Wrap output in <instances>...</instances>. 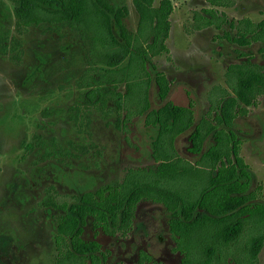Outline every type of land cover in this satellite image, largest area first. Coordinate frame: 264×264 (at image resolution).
<instances>
[{
	"label": "trees",
	"instance_id": "trees-1",
	"mask_svg": "<svg viewBox=\"0 0 264 264\" xmlns=\"http://www.w3.org/2000/svg\"><path fill=\"white\" fill-rule=\"evenodd\" d=\"M9 1L11 11L0 0V18L5 23L13 21L16 35L6 25L0 28L1 56L20 64L23 51L18 36L30 28L59 39L67 36L78 48L74 52L82 56L84 69L75 87L82 93L69 108V121L81 126L84 120L88 127L92 112L107 121L113 112L124 111L121 123L141 116L144 125L154 130L150 142L154 166L128 169L122 181L72 196L69 203H58L55 190H47L41 206L61 212L54 218L56 264H104L106 253L100 245L82 240L84 228L90 223L94 231L125 238L142 202L161 204L169 213L168 231L181 256L180 264H257L264 243V204L253 203L251 176L237 157L239 143L230 129L238 116L247 115V107H255L264 96V64L252 62L249 52L235 49L241 62L227 66V90L221 88L214 116L208 114L195 124L190 106L165 102L157 109L149 107L151 81L161 101L170 92V82L155 63L157 57L168 54L170 0L157 6L154 0H131L138 16L135 33L125 24L127 0ZM205 1L213 9L203 11L207 17L200 18L196 29L214 26L219 30L226 25L235 35L225 32L216 39L223 37L239 48L258 43L264 61V18L258 23L229 20L216 8H233L237 0ZM120 84H124V93L119 91ZM119 122L118 115L117 128ZM187 131L191 151L198 157L194 163L179 156L175 148L177 137ZM210 135L213 141L203 151ZM41 145L37 137L27 148L32 151ZM87 151L88 147L72 142L67 147L53 144L45 148L43 158L62 162ZM250 231L255 234L249 235ZM148 260L141 253L139 264Z\"/></svg>",
	"mask_w": 264,
	"mask_h": 264
},
{
	"label": "rangeland",
	"instance_id": "rangeland-1",
	"mask_svg": "<svg viewBox=\"0 0 264 264\" xmlns=\"http://www.w3.org/2000/svg\"><path fill=\"white\" fill-rule=\"evenodd\" d=\"M11 11L9 0H1ZM162 0H154L157 6ZM173 12L171 32L167 40L168 54L157 57L155 63L170 81L165 101L157 96L151 81L148 89L149 107L157 109L165 102L191 107L197 124L216 112L215 104L225 85L224 73L229 64L239 63L235 49L249 52L252 62L264 64L258 54L260 44L239 48L227 39H216L233 30L223 25L196 29L204 10L213 9L205 0H170ZM233 8H216L230 20L242 19L258 23L264 18V0H237ZM129 16L125 20L129 31L135 33L138 16L127 0ZM218 23V20L215 21ZM12 29L13 21L3 22ZM23 55L20 64L0 55V264H56L54 218L60 210L43 208L47 190L54 188L58 203L72 202V196L95 191L120 182L128 169L155 165L150 153L154 130L144 125L141 116L124 121L125 112H113L108 121L92 112L91 124L75 125L69 121V108L82 93L75 87L82 74V56L67 36L45 34L30 28L18 36ZM119 91L124 93V84ZM113 108V107H112ZM120 127H116L117 116ZM126 119V118H125ZM239 141L237 157L249 167V189L255 193L253 203L264 204V96L258 106L250 108L246 117H239L230 129ZM190 132L177 137L175 148L182 158L194 163L197 156L190 153ZM41 139L42 146H27ZM210 135L203 151L212 143ZM72 142L88 147L78 158H43L45 148L53 144L67 147ZM93 145V147H90ZM169 213L161 204L142 202L137 206L132 228L125 238L94 231L90 223L84 228L82 240L97 242L106 253L104 264H139L141 253L149 262L141 264H180L168 231ZM255 234L253 231L249 235ZM245 237V236H244ZM257 264H264V243Z\"/></svg>",
	"mask_w": 264,
	"mask_h": 264
},
{
	"label": "flooded vegetation",
	"instance_id": "flooded-vegetation-1",
	"mask_svg": "<svg viewBox=\"0 0 264 264\" xmlns=\"http://www.w3.org/2000/svg\"><path fill=\"white\" fill-rule=\"evenodd\" d=\"M237 58H238V56H237ZM258 106V102H257V105L255 106V107H257ZM255 107H247V110H248V113H249V110H250V108H255ZM247 116V115H246ZM246 116H238L237 118H239V117H246ZM236 118V119H237ZM235 119V120H236ZM105 121V120H104ZM108 121V120H107ZM124 123H121L120 125H121V128L124 126L123 125ZM238 143H239V141H238ZM42 146V145H41ZM41 146H38V147H41ZM191 149H192V146L190 145V153H192L193 155H195L196 156V154L195 153H193L192 151H191ZM44 153V152H43ZM78 158V157H77ZM246 165V164H245ZM246 168H247V170H248V172L250 173V170H249V167L246 165ZM126 173V172H125ZM250 176H251V174H250ZM122 181V180H121ZM250 181H251V177H250ZM106 187V186H105ZM53 188V187H52ZM54 189V188H53ZM253 190H250V192H252ZM43 201V200H42ZM44 208V207H43ZM117 236V235H116Z\"/></svg>",
	"mask_w": 264,
	"mask_h": 264
},
{
	"label": "crops",
	"instance_id": "crops-1",
	"mask_svg": "<svg viewBox=\"0 0 264 264\" xmlns=\"http://www.w3.org/2000/svg\"><path fill=\"white\" fill-rule=\"evenodd\" d=\"M168 79V78H167ZM169 81V80H168ZM170 82V81H169Z\"/></svg>",
	"mask_w": 264,
	"mask_h": 264
}]
</instances>
